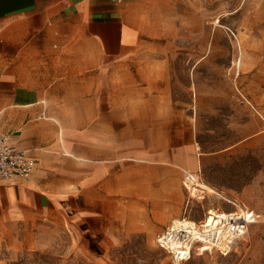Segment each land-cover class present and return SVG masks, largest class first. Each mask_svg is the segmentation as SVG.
<instances>
[{"label":"crops","instance_id":"1","mask_svg":"<svg viewBox=\"0 0 264 264\" xmlns=\"http://www.w3.org/2000/svg\"><path fill=\"white\" fill-rule=\"evenodd\" d=\"M142 6L0 0V134L36 161L25 177H0V207L59 211L68 198H95L97 214L114 221L126 192L158 208L169 167L194 182L203 158L193 116L169 90V50L143 44Z\"/></svg>","mask_w":264,"mask_h":264},{"label":"rangeland","instance_id":"2","mask_svg":"<svg viewBox=\"0 0 264 264\" xmlns=\"http://www.w3.org/2000/svg\"><path fill=\"white\" fill-rule=\"evenodd\" d=\"M142 1L143 44L169 50V90L193 116L203 160L189 184L204 198L188 192L187 172L169 167L158 208L126 192L114 221L97 214L95 198H68L59 211L0 207V264H174L157 244L166 227L153 225L157 217L200 222L239 204L257 218L236 247L224 255L196 244L182 264H264V0Z\"/></svg>","mask_w":264,"mask_h":264},{"label":"built area","instance_id":"3","mask_svg":"<svg viewBox=\"0 0 264 264\" xmlns=\"http://www.w3.org/2000/svg\"><path fill=\"white\" fill-rule=\"evenodd\" d=\"M35 166V159L29 157L25 151L14 149L7 137L0 134V177L10 180L22 178ZM187 176L186 174L184 184L188 192L193 197L204 198V195L191 190L187 184ZM238 206L234 212L210 211L209 215L200 222L185 216L174 218L157 236V244L168 252L174 264H182L188 260L196 244L216 249L226 255L236 247L248 231L250 223L257 218L248 208L241 204ZM210 217L213 219L209 223Z\"/></svg>","mask_w":264,"mask_h":264},{"label":"bare ground","instance_id":"4","mask_svg":"<svg viewBox=\"0 0 264 264\" xmlns=\"http://www.w3.org/2000/svg\"><path fill=\"white\" fill-rule=\"evenodd\" d=\"M218 20H219V19H218ZM218 20H217V21H218ZM218 22H219V21H218ZM193 192H194V193H197V192H195V191H193ZM197 194H198V193H197Z\"/></svg>","mask_w":264,"mask_h":264}]
</instances>
